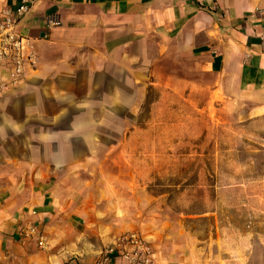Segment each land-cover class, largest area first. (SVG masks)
<instances>
[{
    "label": "crops",
    "instance_id": "obj_1",
    "mask_svg": "<svg viewBox=\"0 0 264 264\" xmlns=\"http://www.w3.org/2000/svg\"><path fill=\"white\" fill-rule=\"evenodd\" d=\"M19 3L0 0V11ZM30 11L20 30L35 63L0 95V264H79L71 252L87 197L72 190V173L85 169L89 149H138L139 140L141 149L153 134L179 137L169 100L183 95L195 104L191 97L203 94L207 105L244 114L264 139V0H38ZM149 85L160 91L151 104L158 113L144 125L120 121L115 108L142 106ZM28 221L50 250L22 239Z\"/></svg>",
    "mask_w": 264,
    "mask_h": 264
},
{
    "label": "rangeland",
    "instance_id": "obj_2",
    "mask_svg": "<svg viewBox=\"0 0 264 264\" xmlns=\"http://www.w3.org/2000/svg\"><path fill=\"white\" fill-rule=\"evenodd\" d=\"M81 86L75 83L77 93ZM143 93L145 103L132 112L115 108L120 121L144 125L158 113L151 104L160 91L149 85ZM137 95L132 88L133 102ZM187 97L169 100L179 137L153 134L141 149L140 140L138 149H89L85 169L72 173V190L87 197L83 235L71 252L79 264L130 233L144 237L163 264H264V139L234 107Z\"/></svg>",
    "mask_w": 264,
    "mask_h": 264
},
{
    "label": "built area",
    "instance_id": "obj_3",
    "mask_svg": "<svg viewBox=\"0 0 264 264\" xmlns=\"http://www.w3.org/2000/svg\"><path fill=\"white\" fill-rule=\"evenodd\" d=\"M38 0H20L17 7L0 11V95L22 84L26 68L35 63L36 54L28 35L20 30L26 15ZM260 39L264 42V16ZM56 24L55 18L48 19ZM36 215L37 211L31 212ZM25 242L36 239L38 247L46 248L48 240L36 221H28L20 230ZM155 252L151 244L135 233L117 237L114 242L102 247L93 264H155Z\"/></svg>",
    "mask_w": 264,
    "mask_h": 264
}]
</instances>
